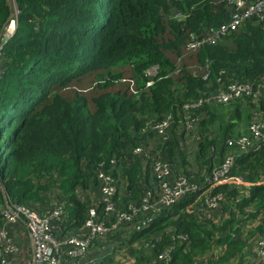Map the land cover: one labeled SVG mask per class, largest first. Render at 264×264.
Here are the masks:
<instances>
[{"label":"trees","instance_id":"16d2710c","mask_svg":"<svg viewBox=\"0 0 264 264\" xmlns=\"http://www.w3.org/2000/svg\"><path fill=\"white\" fill-rule=\"evenodd\" d=\"M241 1L0 0V229L7 199L40 214L61 206L58 240L82 231L94 206L107 231L83 259L62 264L85 262L93 246L108 248L93 264H119L124 249L130 264H248L251 240L264 233V145L230 141L264 119V92L226 104L213 96L235 82L259 89L264 16L193 45L256 0ZM168 117L164 138L153 125ZM230 155L229 179L217 183ZM160 159L200 187L144 211L149 192L161 198ZM100 171L117 179L121 208L140 209L114 230L115 214L94 199ZM213 196L220 210L208 217ZM166 250L170 260H158Z\"/></svg>","mask_w":264,"mask_h":264},{"label":"built area","instance_id":"2783aa9c","mask_svg":"<svg viewBox=\"0 0 264 264\" xmlns=\"http://www.w3.org/2000/svg\"><path fill=\"white\" fill-rule=\"evenodd\" d=\"M236 2L240 6L243 4L241 0H236ZM254 16H264V0L252 1L242 11L233 14L230 25L222 26L218 31L210 30L205 38L193 45L199 46L205 42L214 43L221 34H225L230 29L236 28L246 18ZM157 73V66H152L146 71V74L150 77L156 76ZM152 77L147 82L148 85L153 83ZM258 88L257 90H253L250 84L235 82L231 83L227 89L216 93L213 98L226 104L242 95L251 94L256 100H259L263 96L264 80ZM255 115L262 116L263 112L257 111ZM195 121V118H193L188 127L192 128ZM172 122L173 119L168 117L154 124L153 127L160 135L166 138ZM230 143L239 145L242 149H249L254 144L264 145V119L260 118L252 122L246 132L235 136ZM141 151V148L137 149V152ZM233 161L234 155L228 156L222 166L214 171L213 180L221 183L222 180L229 179V170ZM154 172L161 188V198L153 202L150 199L151 192H149L143 199L142 208L144 211L151 209L159 210L164 206L173 205L181 196L200 187L198 183L190 181L182 175H176L167 160L160 159L155 161ZM98 176L100 181L99 202L104 205L105 213L108 216L115 214V221L112 222L111 226L114 230L130 222L140 209L133 204L130 205L131 212L121 208L115 199L119 187L117 179L105 171H100ZM262 181H264V175L262 176ZM218 197L207 198L206 208L209 210L208 217L211 216L212 212L220 210ZM61 212V206H58L48 213L40 214L35 210L18 205L7 199L2 210L5 224L0 229V264H62L67 256L83 259L89 252L97 235L107 231L106 221L100 218L98 209L93 206L89 211V218L82 231L69 235L64 240H58L53 235V228ZM262 219H264V214L262 215ZM150 220L151 218L148 219L149 222ZM17 224L25 226L30 238L31 251L28 257L21 261L15 260V257L21 251V246L11 234L12 226ZM181 239L185 238L181 237ZM247 255L248 264H264V233L260 232L259 235L251 240L247 248ZM157 258L158 260L168 262L171 258L170 250L162 252Z\"/></svg>","mask_w":264,"mask_h":264},{"label":"crops","instance_id":"0c3cea01","mask_svg":"<svg viewBox=\"0 0 264 264\" xmlns=\"http://www.w3.org/2000/svg\"><path fill=\"white\" fill-rule=\"evenodd\" d=\"M99 198H100V193H99V190L95 193V195H94V199L96 200V201H99ZM19 227L20 226H12V229H11V234L14 236H16V239L19 241L20 240V242H21V244H20V242H19V244L21 245V249H22V244H23V240H24V236L25 235H22L20 232H19V230H17V229H19ZM25 233L27 234V232L25 231ZM28 237V236H27ZM23 238V239H22ZM28 240H29V238H28ZM105 249V252L103 251ZM108 248L107 247H104V248H102L101 250L102 251H97V253H100L99 255H97V256H95V255H93L92 254V252H90V254L88 255V258L87 259H85V262H79L78 264H93V263H95V262H97L101 257H103L106 253H107V250ZM124 253L126 254L127 253V250L126 249H124V251H123V253H122V255H117L116 257H117V260H118V263L119 264H130V261H126V259L124 258ZM129 262V263H128Z\"/></svg>","mask_w":264,"mask_h":264},{"label":"rangeland","instance_id":"374dc122","mask_svg":"<svg viewBox=\"0 0 264 264\" xmlns=\"http://www.w3.org/2000/svg\"><path fill=\"white\" fill-rule=\"evenodd\" d=\"M11 2H13V0H11ZM12 15H15L14 13L12 14ZM15 21H13L12 20V22H11V24H10V26L8 27V25L6 24L5 26H6V28H5V33H4V35H2V37H4V36H8V35H11L14 31H15ZM11 26H13L14 28H13V30H12V32H8V30H9V28L11 27ZM12 28V27H11ZM0 46H2V45H0ZM191 145L193 146V143L191 142ZM16 226H20L19 227V229H17V230H19V232L22 234V235H25L24 236V240H23V244H22V249H21V251H20V253H19V256H20V259H23V260H25L27 257H28V254H29V249H30V238H29V235H28V232H27V230H26V228H25V226L23 225V224H17ZM15 227V226H14ZM25 231L27 232V234L25 233ZM28 236V237H27ZM14 237H15V240H16V242H18V244H19V242H20V240L18 241L17 239H16V236L14 235ZM28 238H29V240H28ZM23 239V238H22ZM20 244H21V242H20ZM19 244V245H20ZM21 246V245H20ZM102 248L101 247H99V246H93L92 248H91V251L90 252H92V254L93 255H95V256H97V255H99L100 253H97V251H102L101 250ZM104 252H105V249L103 250ZM126 261H130V263H131V260H126ZM129 263V262H128Z\"/></svg>","mask_w":264,"mask_h":264},{"label":"bare ground","instance_id":"6f19581e","mask_svg":"<svg viewBox=\"0 0 264 264\" xmlns=\"http://www.w3.org/2000/svg\"><path fill=\"white\" fill-rule=\"evenodd\" d=\"M14 21V20H13ZM11 22V21H10ZM12 27V28H11ZM10 28H9V30H8V32L10 33V32H12V30H13V26H11Z\"/></svg>","mask_w":264,"mask_h":264},{"label":"water","instance_id":"95a60500","mask_svg":"<svg viewBox=\"0 0 264 264\" xmlns=\"http://www.w3.org/2000/svg\"><path fill=\"white\" fill-rule=\"evenodd\" d=\"M184 19V17H181V20ZM2 48V46H0V49Z\"/></svg>","mask_w":264,"mask_h":264}]
</instances>
